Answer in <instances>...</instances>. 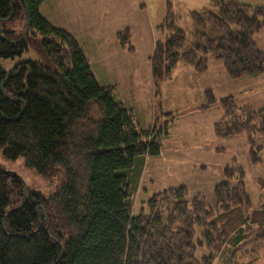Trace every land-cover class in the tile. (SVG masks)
I'll use <instances>...</instances> for the list:
<instances>
[{
	"label": "trees",
	"instance_id": "trees-1",
	"mask_svg": "<svg viewBox=\"0 0 264 264\" xmlns=\"http://www.w3.org/2000/svg\"><path fill=\"white\" fill-rule=\"evenodd\" d=\"M44 2L0 0V60L31 46L46 57L10 71L0 64V148L11 160L25 157L44 176L62 178L49 197L25 194L24 179L0 166V264H218L224 253L222 264H239L229 253L252 237L264 239V210H252L240 169L226 168L227 181L215 188V209L204 199H188L182 187L152 194L148 212L135 215L133 187L140 176L133 184L134 168L161 154V130L140 129L134 110L116 100L118 88L99 84L78 40L42 15ZM213 2L190 13L197 40L189 52L169 3L158 29L165 37L151 57L156 86L179 62L206 71L209 55L231 79L264 73L255 40L263 9L239 0ZM20 20L22 34L1 27ZM120 41L124 48L129 43L127 36ZM223 103L227 114L215 125L217 136L247 135L257 163L264 109H238L232 98ZM94 105L98 119L92 118Z\"/></svg>",
	"mask_w": 264,
	"mask_h": 264
},
{
	"label": "rangeland",
	"instance_id": "rangeland-1",
	"mask_svg": "<svg viewBox=\"0 0 264 264\" xmlns=\"http://www.w3.org/2000/svg\"><path fill=\"white\" fill-rule=\"evenodd\" d=\"M241 2H250L246 4L264 12V0ZM169 3L178 18V28L186 33L184 49L194 50L196 27L190 13L209 9L213 0H45L41 13L52 25L79 38L95 75L101 82L116 84L119 98L134 105L140 129L150 130L154 126L161 130V154L145 158L144 164L136 162L134 168L133 184L138 176L139 184L141 181L139 192L137 184L133 187L137 188L133 195L135 215L148 212L147 201L152 194L182 187L187 189L188 199H204L215 209L218 205L215 188L227 181L228 167L240 169L244 176L252 210H264V134L255 137L259 161L254 163L247 135L223 138L215 132L216 123L227 114L223 103L226 99L232 98L238 109H264V73L231 79L223 63L209 55L206 71L199 73L179 62L171 78L156 86L151 57L156 42L164 40L165 35L158 29L164 24ZM261 20L264 22V14ZM24 23L6 21L1 27L22 34ZM121 36L128 37L126 49ZM36 38L40 41L38 35ZM255 40L264 53V26ZM28 60L45 62L46 57L31 46L20 56L1 59L0 64L10 71ZM210 95L215 99L211 104ZM92 118H99L95 105ZM0 166L24 179L25 194L35 191L49 197L61 183L62 177H47L28 166L25 157L14 160L5 157L1 148ZM234 252L229 253L228 259H236L239 264H264V239L252 237ZM225 257L222 254L216 263L222 264Z\"/></svg>",
	"mask_w": 264,
	"mask_h": 264
},
{
	"label": "crops",
	"instance_id": "crops-1",
	"mask_svg": "<svg viewBox=\"0 0 264 264\" xmlns=\"http://www.w3.org/2000/svg\"><path fill=\"white\" fill-rule=\"evenodd\" d=\"M242 1V0H241ZM245 1H247V0H245ZM244 2V1H243ZM246 3H250V2H246ZM44 4V3H43ZM72 34V33H71ZM90 34H95L94 32H90ZM73 35V34H72ZM74 37H76V39L78 40V42L80 43V40H79V38L77 37V36H75V35H73ZM80 45H81V43H80ZM82 46V45H81ZM83 47V46H82ZM84 49V48H83ZM84 52H85V50H84ZM85 55L87 56V54H86V52H85ZM87 58H88V56H87ZM88 60H89V58H88ZM89 63H90V60H89ZM90 65H91V68H92V71H93V73H94V71H95V69H94V66H93V63H90ZM99 72H100V70H99ZM96 73V72H95ZM94 73V74H95ZM101 73V72H100ZM102 74V73H101ZM96 76V78H97V80H98V82H99V84L101 85V86H110V85H113V84H111V82H108V81H104V82H101L100 81V79H99V77H98V75L96 74L95 75ZM114 85H116V84H114ZM117 88H118V86H117ZM118 96V97H117ZM115 97H116V100L117 101H119V102H122L123 104H125L128 108H130V109H134L133 107H134V105H130V104H128L127 102H123L120 98H119V92H118V90H117V92H116V95H115ZM146 159H150V157H147ZM143 175V174H142ZM142 178V177H141ZM140 185H141V181H140V184H139V187H140ZM139 187H138V192H139ZM145 194H149L148 192H146Z\"/></svg>",
	"mask_w": 264,
	"mask_h": 264
},
{
	"label": "water",
	"instance_id": "water-1",
	"mask_svg": "<svg viewBox=\"0 0 264 264\" xmlns=\"http://www.w3.org/2000/svg\"><path fill=\"white\" fill-rule=\"evenodd\" d=\"M26 11H27L28 21H27V26H26L25 34H27L30 31V24H31V20H30L28 8H26ZM9 19H11V16L9 18L5 19V20H9Z\"/></svg>",
	"mask_w": 264,
	"mask_h": 264
}]
</instances>
